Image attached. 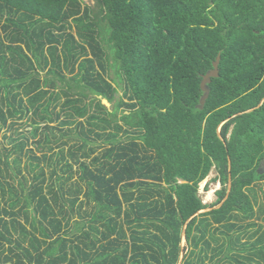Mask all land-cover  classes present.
<instances>
[{"label":"trees","instance_id":"1","mask_svg":"<svg viewBox=\"0 0 264 264\" xmlns=\"http://www.w3.org/2000/svg\"><path fill=\"white\" fill-rule=\"evenodd\" d=\"M93 1L0 0V264H264V0Z\"/></svg>","mask_w":264,"mask_h":264},{"label":"rangeland","instance_id":"2","mask_svg":"<svg viewBox=\"0 0 264 264\" xmlns=\"http://www.w3.org/2000/svg\"><path fill=\"white\" fill-rule=\"evenodd\" d=\"M83 1H84V4L89 5L91 7H95V2L93 0H83ZM119 96H122V92H120ZM109 110L113 111L114 105H111L109 107ZM120 116H121V114H120ZM28 130H30V129H28ZM48 171H49V174L51 175V169H48ZM59 173H61V172L59 171ZM217 176H218L217 170H213L211 172L210 176L208 177V179L206 181H204L203 183H201V185H200L199 194H200V196H201V198L205 204H208V205L215 204L217 199H218L216 191L220 190L222 186L219 182H216L214 180L215 178H217ZM76 179H77V177L74 178L75 181H76ZM257 222L264 226L263 221L257 220ZM182 246L183 247L187 246L185 239H183Z\"/></svg>","mask_w":264,"mask_h":264},{"label":"water","instance_id":"3","mask_svg":"<svg viewBox=\"0 0 264 264\" xmlns=\"http://www.w3.org/2000/svg\"><path fill=\"white\" fill-rule=\"evenodd\" d=\"M220 62H221V56H219L218 58H217V60L214 62V65H213V70H211L209 73H207L205 76H204V78H203V81H202V85H201V87H202V90H203V92H204V96L202 97V99H201V103H200V109H203L204 108V106H205V104H206V102H207V100L209 99V97H210V94H211V89H210V87H209V85L211 84V82H212V79L213 78H218L219 77V75H220ZM263 102H264V100L260 103V105L258 106V108H260L261 106H262V104H263ZM103 104L109 109V107L111 106V104L106 100V99H103ZM252 111H254V110H250V111H248L247 113H250V112H252ZM259 173L260 174H263L264 173V160L262 161V163H261V166H260V169H259ZM230 188H229V192H228V194H227V197H226V199L224 200V202L228 199V196H229V194H230V192H231V186H229ZM223 202V203H224ZM222 203V204H223ZM222 204H220L219 206H217V207H215V208H209V209H207V210H205V211H202V212H200V213H205V212H209V211H212V210H214V209H219L221 206H222ZM184 258V254H183V256H182V259ZM183 261V260H182Z\"/></svg>","mask_w":264,"mask_h":264}]
</instances>
